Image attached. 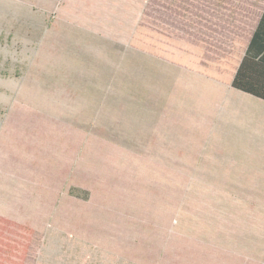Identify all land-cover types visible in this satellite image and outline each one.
I'll list each match as a JSON object with an SVG mask.
<instances>
[{
  "label": "rangeland",
  "instance_id": "obj_1",
  "mask_svg": "<svg viewBox=\"0 0 264 264\" xmlns=\"http://www.w3.org/2000/svg\"><path fill=\"white\" fill-rule=\"evenodd\" d=\"M34 4L0 0V264H264V124L193 82L264 0Z\"/></svg>",
  "mask_w": 264,
  "mask_h": 264
},
{
  "label": "crops",
  "instance_id": "obj_2",
  "mask_svg": "<svg viewBox=\"0 0 264 264\" xmlns=\"http://www.w3.org/2000/svg\"><path fill=\"white\" fill-rule=\"evenodd\" d=\"M26 2H35L38 4L40 10H43L45 4H50L53 0H25ZM89 0H70V5L74 6L77 10H83L91 13H104L107 11L109 13V5H107V0H92L91 4L88 3ZM112 2V8L110 13L115 11L116 3ZM34 4V6H35ZM89 5L87 8H82ZM9 6H13V3H10ZM21 6H25V8H32L30 4H22ZM106 7H108L106 9ZM52 8V7H50ZM264 12L263 10L258 13V16L253 24V27L247 30L245 43H235L231 46L232 53L235 56H231L229 62H227L228 66H220L218 64L211 65L207 67V69H203L200 71V74H193V82L198 84V91L203 93V95L209 97H214V99L220 103V105L216 106L215 108L221 109L220 115H223L226 118L231 119H238L241 116L244 118L248 116L247 114L250 113L252 118L255 121V124L258 128L263 127L261 126L262 122L264 124V101L259 100V98L252 97L250 94L243 93L242 91L236 90L232 86V81L234 75L238 70L241 60L246 54L248 44H250V40L252 34L257 27L261 14ZM236 45V46H235ZM213 66V67H212ZM217 67L225 68L227 70H218ZM208 114V113H207ZM215 115H217L215 113ZM236 133V132H234ZM260 151L255 150L257 154H264V152L259 153ZM11 171L9 170V173ZM13 178V177H12ZM11 178V179H12ZM9 178L1 177L0 176V217L3 219L8 220L10 218V214H13L15 210V203L13 201L5 200L1 198V195L4 194V197L7 198V194L9 190ZM11 183L13 181L11 180Z\"/></svg>",
  "mask_w": 264,
  "mask_h": 264
},
{
  "label": "trees",
  "instance_id": "obj_3",
  "mask_svg": "<svg viewBox=\"0 0 264 264\" xmlns=\"http://www.w3.org/2000/svg\"><path fill=\"white\" fill-rule=\"evenodd\" d=\"M232 86L264 101V12L261 14Z\"/></svg>",
  "mask_w": 264,
  "mask_h": 264
}]
</instances>
